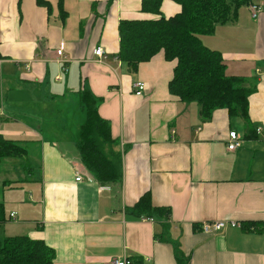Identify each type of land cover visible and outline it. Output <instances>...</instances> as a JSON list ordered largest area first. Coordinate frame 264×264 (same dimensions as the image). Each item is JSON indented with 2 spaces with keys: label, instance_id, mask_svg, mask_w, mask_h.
Returning a JSON list of instances; mask_svg holds the SVG:
<instances>
[{
  "label": "crops",
  "instance_id": "obj_1",
  "mask_svg": "<svg viewBox=\"0 0 264 264\" xmlns=\"http://www.w3.org/2000/svg\"><path fill=\"white\" fill-rule=\"evenodd\" d=\"M44 1L0 0V135L27 149L0 164L8 220L0 240H43L55 250L53 264H178L177 250L191 264H264V12L253 19L250 5L242 7L201 37L222 54L227 74L254 90L247 123L226 109L205 120L198 105L173 96L177 62L164 52L135 74L118 59L122 21L161 18L143 12V0ZM181 10L164 0L161 14ZM61 45L69 73L57 82ZM137 81L146 84L142 96L134 94ZM84 88L102 98L99 114L123 153L122 189L101 186L81 162L75 121H84L76 113ZM231 132L242 138L235 152ZM146 193L154 206L171 208L169 219L132 214ZM216 221L254 222L260 231H200Z\"/></svg>",
  "mask_w": 264,
  "mask_h": 264
},
{
  "label": "trees",
  "instance_id": "obj_2",
  "mask_svg": "<svg viewBox=\"0 0 264 264\" xmlns=\"http://www.w3.org/2000/svg\"><path fill=\"white\" fill-rule=\"evenodd\" d=\"M60 2L62 0H59ZM182 8L177 15L166 18L161 14L164 0H143L142 11L161 15L157 20H125L119 25L120 49L117 57L135 74L141 64L164 52L167 61H176L170 93L186 104H196L200 115L210 120L218 109L231 116L241 115L250 123V97L254 90L245 86V79L229 76L227 65L219 51L208 48L202 36L213 34L217 27L236 19L239 10L252 0H173ZM39 5L46 4L37 0ZM79 110L85 116L77 141L83 166L103 187L122 189L124 179L123 153L112 137L111 125L99 114L102 98L87 88L80 90ZM27 149L21 142L0 135V164L7 158L22 159ZM133 215L167 220L170 207L154 206L146 193L131 207ZM0 204V228L7 222ZM258 223H243V230L259 232ZM56 253L43 240L28 236L0 240V264H53ZM178 264H191L177 250Z\"/></svg>",
  "mask_w": 264,
  "mask_h": 264
},
{
  "label": "built area",
  "instance_id": "obj_3",
  "mask_svg": "<svg viewBox=\"0 0 264 264\" xmlns=\"http://www.w3.org/2000/svg\"><path fill=\"white\" fill-rule=\"evenodd\" d=\"M251 14L253 19H257L258 16L264 12V4L263 5H253L250 7ZM57 59L61 63V73L56 77L57 82H62L64 79V76L69 73V67L67 65V57L64 54V45H61L56 50ZM95 55L101 59H106V54L103 48H98L95 51ZM146 90V84L142 81H137L134 84V94L136 96H142ZM260 130H258L259 132ZM175 134V132H173ZM229 141H228V150L235 152L242 146V138L238 135L237 132H231L229 135ZM82 180V177L77 172V178L76 181L80 182ZM106 189H110V187H105ZM14 217V215H12ZM145 220L153 221L152 219L144 218ZM200 231L205 234H218L221 233L223 230L227 228H239L243 229V224L234 222V221H216V222H204L200 224L199 226ZM108 264H133V261L130 259H115L110 261Z\"/></svg>",
  "mask_w": 264,
  "mask_h": 264
},
{
  "label": "rangeland",
  "instance_id": "obj_4",
  "mask_svg": "<svg viewBox=\"0 0 264 264\" xmlns=\"http://www.w3.org/2000/svg\"><path fill=\"white\" fill-rule=\"evenodd\" d=\"M264 4V0H258V2L256 3V4H253V5H263ZM252 6V4L250 5V7ZM247 8V5L246 6H244V9H246ZM250 12H251V10H250ZM248 15L249 16H251L249 13H248ZM62 105V108H61V116H64V113L66 112V110H68L67 108H66V105L65 104H61ZM72 105H74V106H76V105H78V104H72ZM77 108H78V106H76ZM79 109V108H78ZM80 110L78 111L77 110V112L76 113H78V115L80 114V115H82L83 117H84V115H83V113L82 112H80ZM82 118V117H81ZM85 121H86V119H85V117H84V121L82 122V125L85 123ZM75 125H80L81 126V120L80 119H78V121H75ZM79 126V127H80ZM39 131V130H38ZM16 162L18 161V160H15ZM2 240H4V238H1Z\"/></svg>",
  "mask_w": 264,
  "mask_h": 264
}]
</instances>
